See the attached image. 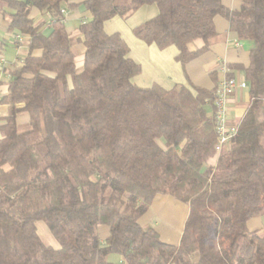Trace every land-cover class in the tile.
Returning a JSON list of instances; mask_svg holds the SVG:
<instances>
[{
	"label": "trees",
	"instance_id": "trees-1",
	"mask_svg": "<svg viewBox=\"0 0 264 264\" xmlns=\"http://www.w3.org/2000/svg\"><path fill=\"white\" fill-rule=\"evenodd\" d=\"M67 1L0 0L8 32L29 38L0 101L9 106L0 126V264H112L111 255L123 264H264V234L247 227L264 216V0H242L238 12L222 0H87L80 73L61 13ZM151 5L158 16L134 35L176 47L184 71L209 50L217 16L253 43L244 71L250 101L220 154L215 90L139 87L142 67L127 42L105 32L106 22ZM33 10L53 19L50 34ZM196 40L204 46L191 51ZM21 114L30 117L25 130ZM168 195L189 206L177 246L139 223ZM39 222L60 249L42 241Z\"/></svg>",
	"mask_w": 264,
	"mask_h": 264
},
{
	"label": "crops",
	"instance_id": "crops-1",
	"mask_svg": "<svg viewBox=\"0 0 264 264\" xmlns=\"http://www.w3.org/2000/svg\"><path fill=\"white\" fill-rule=\"evenodd\" d=\"M86 1L68 0L62 7L67 12L65 24L67 33L71 39L72 51L75 55L76 69L79 73L83 72L84 69L83 59L86 51L84 44L80 40L82 36L80 27L91 19L90 13L84 7ZM222 4L229 11L238 12L241 10L242 0H222ZM158 13V8L155 5L144 6L130 18L116 17L105 23V32L109 33V35L120 34L129 46V57L142 67V73L134 78L135 84L142 88H149L157 84L168 91L172 90L176 85H182L192 90V84L193 86L212 91L215 90L221 81L229 79V76L239 84L246 82L244 71L250 66L249 53L253 47V43L251 41L239 40L238 36L230 30L229 21L225 17L217 16L215 18L216 36L210 41L209 50L204 55L190 62L184 71L182 65L176 61V57L179 54L176 47L172 46L165 50H160L155 45H147L134 35L133 31L136 27L157 17ZM31 18L34 19L36 24L40 25L41 23L44 25L43 32L45 34H50L49 25L53 21L51 17L33 10ZM8 26L9 20L0 13V59L4 58L6 60L5 71H2L0 65L1 100L8 93L9 70L17 63L18 59L23 61L29 54V38L26 37L18 46L13 44L11 34L8 32ZM203 46L204 42L202 40H196L189 47L191 51H197ZM41 53L42 50H37L35 55H40ZM249 101L250 96L247 87L237 88L229 97L228 119L230 124L238 125L240 123L245 115ZM18 107L23 108L24 104H20ZM8 115L9 106L0 104V126L4 124V120ZM29 122L30 117L27 114H21L17 117V125L19 127H26ZM159 198L165 199L158 200ZM172 200L181 206L183 205L185 208L181 209L179 205L175 206L177 209L182 210L183 214V222H181L180 228L152 210L157 205L159 206L156 207V209L158 208L157 211L161 213L163 209L165 213V209L167 210L169 206L168 204L174 206ZM188 215V205L169 195L158 196L148 212L140 219L139 223L144 229H155L164 242L177 246L180 243ZM171 217H174L172 218L174 219L173 221L176 220L174 213ZM155 221H158L159 225H155ZM40 224H44L46 227L45 223L40 222ZM247 227L250 229V232L264 234V216L250 219ZM42 230L44 233L45 229L43 228ZM48 231L46 232H48L49 236L45 235L46 239L50 242H46L40 233L38 234L47 246L53 247L56 250L60 249V244L50 233V230ZM99 232L101 240L104 241L108 237L109 230L100 228ZM109 262L112 264H123L119 255H111Z\"/></svg>",
	"mask_w": 264,
	"mask_h": 264
},
{
	"label": "built area",
	"instance_id": "built-area-1",
	"mask_svg": "<svg viewBox=\"0 0 264 264\" xmlns=\"http://www.w3.org/2000/svg\"><path fill=\"white\" fill-rule=\"evenodd\" d=\"M62 15L65 17L67 12L65 10L61 11ZM23 35L19 33L11 34V41L15 45H20L24 39ZM17 63L22 62L20 59L16 61ZM6 60L4 58L0 59L1 68L5 65ZM239 87H247L246 82L239 84L235 79H224L215 89V129L218 135V142L216 145V152L218 154L222 153L223 149L230 145L232 139L237 133V126L232 125L228 119V101L229 97L237 90ZM2 95L0 94V100Z\"/></svg>",
	"mask_w": 264,
	"mask_h": 264
},
{
	"label": "rangeland",
	"instance_id": "rangeland-1",
	"mask_svg": "<svg viewBox=\"0 0 264 264\" xmlns=\"http://www.w3.org/2000/svg\"><path fill=\"white\" fill-rule=\"evenodd\" d=\"M27 128V126L26 127H20V130H25ZM163 143V142H162ZM160 199H165V198H159L158 200H160ZM173 201V200H172ZM172 203H174L173 205L174 206H172V204H168L169 206H168V208H167V210L165 209V213L163 212V209H162V212L161 213H159L157 210H158V208L156 209V207H159V206H157V205H155V208H152V210L153 211H156V213L157 214H159V215H161L164 219H166L167 221H170L172 224H174L175 226H177L178 228H180V226L182 225V223L181 222H183V214H182V210H180V209H177L175 206H178L179 204H177L176 202H172ZM180 207H181V209L183 208V209H185L184 208V206L182 205H179ZM173 207V208H172ZM161 208V207H160ZM174 213L175 214V221H173L174 219H172V218H174V217H171V215ZM44 223V222H43ZM46 224V223H45ZM154 224L155 225H159V222L158 221H155L154 222ZM177 224V225H176ZM47 227V226H46ZM45 226H44V224H40V222L39 223H37V229H38V233H40V235L42 236V238L46 241V242H50V241H48L47 239H46V235H47V237L49 236V234H47L49 231V229H48V227L46 228ZM45 229V231H44V233H43V230L42 229ZM101 229H105V230H108V228L106 227V226H103V227H100ZM48 229V230H47ZM46 231H48V232H46ZM46 232V233H45ZM51 233V232H50ZM46 234V235H45ZM43 241V240H42ZM44 242V241H43ZM45 243V242H44Z\"/></svg>",
	"mask_w": 264,
	"mask_h": 264
}]
</instances>
